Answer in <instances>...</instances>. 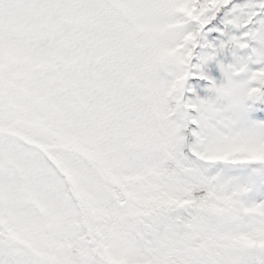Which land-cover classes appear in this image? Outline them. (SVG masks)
I'll return each mask as SVG.
<instances>
[{
  "label": "snow or ice",
  "instance_id": "snow-or-ice-1",
  "mask_svg": "<svg viewBox=\"0 0 264 264\" xmlns=\"http://www.w3.org/2000/svg\"><path fill=\"white\" fill-rule=\"evenodd\" d=\"M0 264H264V0H0Z\"/></svg>",
  "mask_w": 264,
  "mask_h": 264
}]
</instances>
